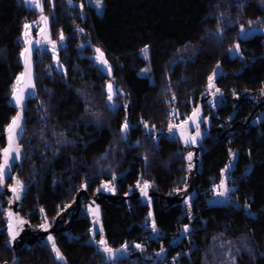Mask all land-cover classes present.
Returning <instances> with one entry per match:
<instances>
[{"label": "trees", "instance_id": "obj_1", "mask_svg": "<svg viewBox=\"0 0 264 264\" xmlns=\"http://www.w3.org/2000/svg\"><path fill=\"white\" fill-rule=\"evenodd\" d=\"M76 2L87 6L88 11L83 22L77 19L74 24L79 10L69 6ZM102 2L98 13L86 0H54L52 38H60L62 33L72 40L73 35L78 37L80 25L83 37L105 53L117 86L125 91L136 113L143 114L145 122L156 124L163 120L164 111L172 109L174 102L168 106L165 103L168 97L189 96V88L202 84L219 61L231 68L233 61L227 50L238 40L241 29L264 26V0ZM50 3L44 0L46 13ZM36 16L33 1L0 0V133L16 113L9 101L22 73L24 28ZM41 25L36 23L34 32ZM263 42L264 36L240 43L239 48L245 47L250 60L240 73L228 75L229 85L256 88L264 84ZM74 43L77 47L67 57L62 54L60 61L67 74L66 82V76L56 69L55 54L45 51L35 55L36 92L25 112L21 141L25 156L18 174L20 181H30L21 214H28L29 223L34 225L40 222L41 209L48 219L61 212L86 179L98 184L100 179L110 178L114 173L104 169L106 166L115 165L117 172L130 168L121 177L119 196L128 192L126 186L133 185L141 170L148 180L155 181L164 196H171L184 181V162L173 143L160 139L155 148L154 139L147 136L138 147L123 143L120 124L124 113L121 110L111 117L104 102L108 77L93 61L83 59L79 42ZM146 46L147 56H143L141 50ZM240 67L241 63L234 70ZM242 110L237 109L232 121L239 126L232 144L238 147L236 164L224 173L234 186V192L228 195L232 205L206 206L212 196L207 189L220 181L232 158L227 150L228 133L223 140L208 142L202 157L200 192L193 204L197 218L178 244L170 247L171 237L189 221L188 215L182 214L181 204L168 205L166 200L159 204L156 198L151 218L149 207L136 199L130 203L119 198L115 202L103 201V237L109 246H124L128 241L135 242L134 248L138 249L136 245L145 246L150 240L151 247L147 249L158 251L163 245L168 248L165 259L154 263L135 257L103 263L95 257L92 245L87 244V218L80 217L68 229L71 235L63 234L57 240L56 247L65 262L57 261L48 246L35 241L18 251V264H264V124L261 131L251 126L245 132L242 121L247 112ZM102 111L110 115L103 116ZM230 113L231 108L223 106L218 115L225 121ZM136 138L134 133L130 141ZM4 144L2 140L0 146ZM6 206L0 194V262L10 261L14 254L6 244ZM152 219L163 236L150 239L144 235L148 232H143V225ZM145 238L147 242L141 243Z\"/></svg>", "mask_w": 264, "mask_h": 264}, {"label": "flooded vegetation", "instance_id": "obj_2", "mask_svg": "<svg viewBox=\"0 0 264 264\" xmlns=\"http://www.w3.org/2000/svg\"><path fill=\"white\" fill-rule=\"evenodd\" d=\"M70 7L78 8V10H79V13L76 15V17L77 16L78 17L77 18L75 17V19L73 20V23L74 24L77 23V19H81V22H83L85 19L86 13L88 11L87 6L85 8L83 4L76 2V3L70 4L69 8ZM54 8H55V3H54ZM77 28L79 29V32H80L78 37H77V35H73L72 40H68L69 37L65 34L63 41L60 42V44H59V46L61 47L60 49L55 48V51H53L52 48L50 50H46L47 52H51V53L55 54L56 58L54 60L59 61L58 62L59 67H60V61L63 58L62 54L66 55V57H67V55L72 51V49L77 47L74 43L75 41L79 42V48L81 50V57L83 59L93 61V64H94V61L96 59V53L94 52V50L91 47L93 44L90 43L89 39L83 37V30L84 29L80 25H78ZM252 37H259V38L263 39V36L255 35V36H251V37L246 38V40H248ZM52 39L58 40L60 38H52ZM246 40H244V41H246ZM71 46H72V48H71ZM243 48H244V50L241 49L242 52L239 48V53L242 55L240 58H235L233 60L230 59L231 61H233L230 69H228V65L221 64V62H220V67L218 69L220 74L218 77L214 78V80H213L214 82H212L214 84L213 88L208 87L209 81L207 79L205 81L202 80L203 81L202 84H200L198 87L193 86L192 88H189L188 91L191 90L189 96H186L183 99L178 98L180 100V102L178 101V102H175L173 104V106H172L173 112H171V114H170L169 110L164 111L163 120L159 124H156V123L153 124L152 127H153L154 132L152 134L145 127L146 123L143 122V118L141 117L142 116L141 113H136V111L133 109V104H132L131 100L127 101V104H124L125 99H127L125 94L113 97V99L111 101V105H112L111 108H113L114 103L116 104V107L113 110H111L110 106H109L110 102L106 100L108 94L105 91L106 92L105 104L111 113V117L116 112H122L123 109H125L124 111H125V115H126L127 108L124 106L127 105V107L129 108V112H127V115L125 117L128 121L129 130L125 136V139L122 135V137L126 143H130V145H132L134 147H138L140 145L139 141L141 139H143V137L149 136V138H150V135H151V139H154L152 145L155 146V148H157L158 145L160 144L159 143L160 139H164V140L174 144L178 155H180L183 159L185 175L183 178L184 181H183L182 185L180 187H176L177 188L176 191H174L173 194L172 193L169 194L171 196L175 195L178 191L184 189L186 186L185 182H186V178L189 174V168L193 167V166H189V164H187V162L184 160L183 156L185 155V153L187 154L189 152H193L194 148H192L189 145L182 146V144L179 140H177L176 138H173L176 135L175 128L173 129L172 132H170L169 126L170 125H178L181 122H183L184 120H186L188 118L189 114L191 113V111L193 110V108H195L198 105V103H199L198 101L200 99H201L200 101H201V108H202L203 114H202V118L199 119L197 123L199 124V129L205 128L206 125L208 126L207 137L202 142H200L198 144V147H197V151H198L197 157L201 160V163H202L203 154L208 149V144H209L208 142L209 141L215 142L217 140H223L225 138V136L228 133H230L229 134V141H228L229 146L227 147V150H228V153L232 154V158H231V161L229 162V164L232 163V167L236 164V158L238 155V147H235L232 144H233V140L235 139V134L237 131L236 129L239 126L232 124V121L234 118H236L237 109H241V110L243 109L245 112H247L243 116L244 120L242 121V123L244 124V127H242V128L245 132L249 131L251 126H257L258 131H261V129H262V125L264 124V84L261 87L251 88L250 86H247L246 84H242V85L241 84L240 85L230 84L229 85V83H228L230 81V78L228 77V75L232 74V73H236V72L240 73L243 70V68L248 64V60H250L249 56H247L244 52L245 51L244 46H243ZM88 49L91 51L90 53L87 52ZM251 60H253V58ZM239 63H241L240 69L238 71L234 70V67ZM60 69H61V67H60ZM61 70H63V69H61ZM65 76H66V78H64V81L66 82V81H68L66 72H65ZM107 81H108V79L105 81V85H106ZM226 82L228 84H226ZM217 89H219V92L216 91ZM165 103L168 106L169 100H168V102H165ZM223 106L231 108V113L225 121H221V118L218 115L220 109ZM177 111H178V113H177ZM134 133H135V135H137V138L134 141L133 140L130 141L131 137H133ZM215 134L217 135V138L214 137ZM232 167H229V169ZM129 169L130 168H127L123 172H116L114 175H112L108 179H100V183H98V184H95V183L90 184V181L82 183V184L86 185L85 186V194L84 193L81 194V197H80L81 198V202H80L81 205L79 206L78 213H76V215L72 217V215H74V213L72 211H67L66 217H64L61 221H58L57 223H54V222L48 223L49 226H51L55 230V234H56L55 244L57 243V240L60 238L61 235H63V234L65 236L71 235V233L69 232L68 229L72 225L73 221L75 219L80 218V217L87 218V222H88L87 229H88L89 235H90V230L93 226L94 217H87L85 214L88 199H91L95 195L96 192H97V196L102 197L103 192H102V189H100V185L102 183H106V182H109V185L112 188V191H108L110 194L120 195L121 194L120 193L121 177L124 174H126V172ZM229 177H230V179H232V175H229ZM147 178H148V175L146 174V176H143L142 170H141L138 172L137 177H136L133 185L132 186L127 185L126 188H128L127 191H133L134 192L137 190H141L142 186L145 183L150 185V187L148 188V193L155 192L157 195L153 196L150 194L151 199H152L151 201L141 203L138 200V202H139V204L148 206L149 207V213L153 214L156 198L158 199L159 204H162V203L164 204L165 199H163L162 202H160V197L158 195L159 194L163 195V193L161 191H158L157 186L154 183L155 181H153V179L148 180ZM227 181H228V177H227ZM229 182H230V180L228 181L227 188L230 189L231 191L228 192V195H230L232 192H234V190H233L234 186ZM94 186H96V187H94ZM215 186H216V184L213 185L211 188L207 189V190L211 191L212 196H213V193L215 191ZM198 192H200L199 186H198ZM212 196H211V198H212ZM195 199L190 200L189 201L190 204L188 203L186 205H183L184 200H182L181 202H178V203L174 202L171 205L181 204L182 205L181 210L183 212L182 214L186 215L185 214L186 209H189V208L192 209L193 208V204H194ZM104 200H105V198H102L100 201V207H101V212H102L101 231L97 232L96 235L94 236V240H96L98 242L101 240V238L104 239V237H103L104 236L103 208H102V203ZM130 202H131V200L127 203H130ZM187 212H188V210H187ZM40 216H41L40 222L35 224L36 226L32 227L29 224L30 230L33 233H36L37 230L41 229L42 221L45 219V216L41 215V214H40ZM149 216H151V218H153L152 215H149ZM41 218H43V220ZM188 220H189V217H188ZM153 224L155 225V229H156L155 231H157V232H154V235H152V234L149 235L153 231ZM143 226H144L143 232L144 233L148 232V234L147 233L144 234L145 236H147V238L149 237L150 239H154L158 235L160 237L164 235V233L160 232L159 228H157L156 223L153 221V219L149 223L146 221ZM21 227H23V225H21ZM30 236L31 235H28L27 237H30ZM174 236L175 235H173L171 237V240ZM36 242L43 243L41 241L40 237H38V240ZM143 242L144 243L147 242L146 238L143 239V241L141 243H143ZM134 244H135V242L132 243V242L127 241V244H124V245H127L126 249L123 248L122 246H119V247L113 246V247L125 249L128 253H138L139 252L140 256H142L144 259H148V260H152V258L155 257V254L153 251L155 249H147V247L148 248L151 247L150 246V244H151L150 240L147 242V245H145V246L139 244L140 247L138 249L134 248L135 247ZM46 246H48L51 249V252L53 253L51 244L50 245L47 244ZM92 247L94 249V253H95L94 255H96L95 257L97 259L101 258V260H102V254L100 252H96L94 246H92ZM164 248H166V254L164 257V259H165L166 255H167L168 248L163 245V247L161 249H164ZM143 252L145 253L144 256L141 255V253H143ZM170 260H172V258H170ZM63 262H65V259L63 260Z\"/></svg>", "mask_w": 264, "mask_h": 264}, {"label": "water", "instance_id": "obj_3", "mask_svg": "<svg viewBox=\"0 0 264 264\" xmlns=\"http://www.w3.org/2000/svg\"><path fill=\"white\" fill-rule=\"evenodd\" d=\"M35 2V0H26L27 3H31V2ZM40 2V7H36V3H35V7H36V13L37 16L35 19H33L32 21H30L27 25H30V35L28 36V39L33 41V44L31 45L32 48V52H31V60H32V81L31 83L33 84V87L28 89L27 92L30 94H26L25 100L23 102V107H18L15 103V100L13 99V95L11 94L10 97V101L9 104L16 109V113L13 115V117L11 118L10 122L7 124V126L5 127L4 131L2 133H0V143L2 140L5 141L4 146H0V153L3 152V149L8 147V139H7V128L9 126V124L11 123V121L13 120V118H15L17 116L18 113L21 114L22 120H21V131L19 132L17 139H16V144L15 147L19 148L20 151V158L19 159H15L13 158L10 163L9 166L6 170V178L4 180V183L2 185H0V194L4 195L5 198L9 199V203H8V209L6 211V217H7V223L5 225L6 227V233H7V241L6 244L7 246L12 249L14 251L13 257L11 258L10 261H4L1 262L0 264H18L19 261V256H18V251L23 247L24 244L26 245H32L35 241L38 240V237H40L41 241L43 243H45L46 245H50L51 243L48 242V237L52 236L53 241L55 242L56 240V234H55V230L54 228H52L51 226H49L48 221L45 219L42 223L45 224L47 223L48 227L47 230H44L43 228L37 230L36 233H33L30 230V225L27 222L26 218L24 216L21 215V209L23 207V200H24V192H25V188L24 186L20 183L21 185V190L19 191V199L16 198L17 194L14 193L12 191V188L15 187L16 185V181L19 180L18 174L22 168V161L24 160V156H25V150L21 145V141L24 138L25 135V112L27 110V105L28 102L30 101V99L35 95L36 92V78H37V73L35 70V63H36V59H35V55L36 52H39V54H42L44 51L46 50H50L52 48V44L49 42H44L41 44H36L35 42L37 40H42L43 36L41 34V29L44 28V24L42 23V18L47 17L48 18V24H47V32L44 34L47 36L48 41H52L55 42L56 44V48H61L59 46L60 42H62L60 39L58 40H53L52 39V34H51V14L54 11V0H51L50 3V9L49 11L46 13L45 12V8H44V0H39ZM36 23H42L40 29H38L37 31L34 32L33 27L35 26ZM25 31L26 29L24 28V40H25ZM245 34L248 35H242V33L239 34L238 36V40L231 46L228 48L227 50V56L229 59L233 60L235 58H240L242 55L238 52L233 53V49L234 46L239 45L240 43L244 40H246V38L251 37V36H255V35H260V36H264V30L257 28V27H250L249 29H246L245 31H243ZM264 44V42H263ZM92 49L94 50V52L96 53V49H100L97 46L92 45L91 46ZM26 48V44L24 42V47H23V51ZM22 51V52H23ZM101 52H103L100 49ZM104 54V52H103ZM97 55V53H96ZM104 58L107 61V67H105L104 65L99 64L96 59L94 61V65L105 75L108 77V81L106 82V85L104 87L105 91L108 94V90H107V86L108 84H112L115 94L113 95V97H116L120 94H123V91L121 90L120 86L116 85V79L113 77V68L111 66H109V61L106 59L105 54H104ZM59 61L55 60L56 63V69L57 71H59L60 73L65 75V72L63 70L60 69L59 67ZM21 64H22V73H24L25 71V65H24V59L23 57L21 58ZM220 67V61L215 65L214 69L211 71V73L208 75L209 76H213L214 75V71L217 72V74L215 75V78L219 76V69ZM109 69H111V71L109 72ZM21 73V74H22ZM225 74V73H224ZM207 78V80H208ZM209 81V80H208ZM16 83H17V79H16ZM106 100L108 101V96L106 98ZM116 107V104L114 103L113 108L110 107L111 110H113ZM199 108V117L197 119V122L199 119L202 118V108H201V101L198 103V105L193 108V110L191 111V113L189 114L188 118L186 120H184L183 122H181L180 124L176 125L177 127H175V132L176 135L173 138H176L177 140H179L182 144V146H186L189 145L192 148H194L193 152H189L187 154H185L183 156L184 160L187 162V164H189V166H193L189 168V174L186 178V182H185V188L178 191L174 196H164L162 194H159L158 196L160 197V202H162L163 199L166 200V203L168 205H171L174 202H181L182 200H184L183 205H186L189 203L190 200H194L196 198V195L198 193V186H199V182H200V175L202 172V163L201 160L197 157L198 155V151H197V147L198 144L200 142H202L208 135V126L206 125L205 128H201V129H196L197 128V123H192L189 118L192 116L193 112L195 109ZM127 112H129V108L127 107ZM185 121H189L186 127H181L184 125ZM125 122L128 123V121L126 120ZM125 122L123 123V125L125 124ZM122 125V126H123ZM121 126V128H122ZM129 130V127L127 129L126 132H123V137L125 139V136L127 134ZM197 130H199L200 135L196 136ZM193 131V132H192ZM183 133V135H182ZM190 136V137H195L196 142L195 143H186L183 136ZM189 154H191L192 159L189 160L188 156ZM15 154H13L14 156ZM0 164H3V158L2 155H0ZM232 167V163L228 164L225 167V170L221 173V178L220 181L216 184L215 186V191L213 193L212 198L208 201V203L206 204V206L208 207H226V206H230L232 205V203L228 200V193L226 194L225 197H220L216 194V190L218 185H220L221 180H224L226 187L228 186V181H227V177L224 174L227 170V168ZM11 180L12 181V186L8 185V181ZM104 184H109V182L106 183H102L100 185V189H102L103 195L102 197L97 196V192L95 193V195L91 198L88 199L87 201V208L85 210V214L87 217H93V215L90 212V209H99V222H96L95 218L93 219V226L90 230V236L88 238L87 244L92 245L95 247V251L96 252H100L103 256L102 262L103 263H110L112 261H119V260H130L135 258L137 255H139V253H128L126 250L124 249H120V248H114L111 246H108L109 248L112 249L113 251V256L111 259L107 258V255L105 253H103L102 251V246L99 244L98 241L94 240V236L96 235L97 232L101 231V217H102V212H101V207H100V201L102 198H105L107 200H111L113 202H115L116 200H123L125 202H129L131 199H136L139 200L141 203H145L147 201H151V195L155 196L157 195L155 192L153 193H148V189H147V195L142 194L141 190H137V191H128L126 194L119 196V195H112L110 194L108 191L104 190L102 185ZM85 184H82V187L80 188V190L76 193L75 195V199L77 202L79 201V197L81 194H85ZM151 194V195H150ZM72 206V205H71ZM71 206H65L64 209L60 212V214H58L57 216H65L66 212L71 208ZM40 214L43 215L44 214V210L41 209L39 210ZM11 213V216L9 215ZM76 214L72 215L75 216ZM152 215V214H151ZM153 217V215H152ZM23 221V223H16V221ZM13 223L15 224V230L18 232V235L16 236L15 240H12L11 243H9L10 237H9V224ZM21 225H23V227H21ZM188 229L190 228L189 226H187ZM185 228V227H184ZM184 228L176 233V239L172 240V242L170 243V247H173L175 244H177L181 238L186 234L184 232ZM33 233V234H32ZM28 235H31L30 237H27ZM105 240V239H104ZM166 254V249L163 250V252L160 250L156 253V258L155 260H153L154 263H156V261L160 258H164Z\"/></svg>", "mask_w": 264, "mask_h": 264}, {"label": "snow or ice", "instance_id": "obj_4", "mask_svg": "<svg viewBox=\"0 0 264 264\" xmlns=\"http://www.w3.org/2000/svg\"><path fill=\"white\" fill-rule=\"evenodd\" d=\"M36 3V7H40V2L39 0H35ZM96 6L97 8H99L101 6V0H96ZM42 23L44 24V28L41 29V34L43 36L42 40H37L35 43L36 44H41L44 42H49L52 44V49L53 51H55L56 48V44L55 42L52 41H48V38L46 35H44L47 32V24H48V18L44 17L42 18ZM30 25H25V44H26V48L25 50L21 53V56L24 59V65H25V71L24 73H22L20 76L17 77V83L16 85H14L13 89H12V95H13V99L15 100V103L18 107H23V102L25 100L26 94H30L27 92L28 89L33 87V84L31 83L32 81V60H31V52H32V48L31 45L33 44V41L28 39V36L30 35ZM242 35H248L245 34L243 32V29L241 30ZM64 39L63 34L61 33L60 35V40L62 41ZM145 56H147V46L141 50ZM233 53L238 52L239 51V45L234 46V49L232 50ZM96 61L101 64L104 65L105 67H107V61L104 58V54L103 52L100 51V49H96ZM53 59H55V56L53 57ZM111 71V69H109V72ZM217 74V72L214 71V75L213 76H209L208 80H209V84L208 87L209 88H213L214 84L212 83L215 75ZM107 90H108V101L110 102V107H112L111 105V101L113 99V95L115 94V91L112 84H108L107 86ZM217 92H219V89L216 90ZM200 113H199V108L195 109L192 116L189 118V120L192 123H197V119L199 117ZM21 114L18 113L17 116L15 118H13V120L11 121V123L9 124L8 128H7V139H8V147L3 149V152L0 153V155H2L3 158V164H0V185H2L4 183V180L6 178V170L9 166L10 161L15 158V159H19L20 158V151L18 147H15L16 144V139L17 136L19 134V132L22 130L21 129ZM189 121H185L184 125L181 127H186ZM129 125L127 122H125V124L122 126L121 128V132H126L128 129ZM145 127L147 128L148 125L145 124ZM177 127L176 125H170L169 126V131L172 132L173 129ZM197 129H199V124L197 123ZM183 135V133H182ZM200 132L199 130H197L196 136H199ZM184 140L186 143H195L196 139L195 137H190V136H183ZM13 154H15L13 156ZM188 159L191 160L192 156L191 154H189ZM102 187L104 188V190L106 191H112V188L109 184H105L102 185ZM150 187V185H148L147 183H145L142 188V194L147 195V189ZM21 190V185L20 182L17 180L16 181V185L15 187L12 188V191L14 193L17 194L16 198L19 199V191ZM231 191L230 189H228L226 187V184L224 182V180H221L220 185H218L217 190H216V194L220 197H225L226 194ZM91 214L93 215V217L95 218L96 222H99V209H90ZM11 216V213L9 214ZM149 215H151V213H149ZM16 223H23V221H19L17 220ZM47 223L41 225V228H43L44 230H47ZM155 225L153 224V231L155 232ZM189 231L188 227L185 226L184 228V232L187 233ZM18 235V232L15 230V224L10 223L9 224V243H11L12 240L16 239V236ZM48 242L51 243L52 246V251L55 253V259L57 261H63L64 257L62 255V253L60 252V250L56 247L55 242L53 241L52 236L48 237ZM99 244L102 246V251L103 253H105L107 255L108 259H111L113 256V251L111 248H109L107 246L106 241L101 238V240L99 241ZM123 248H127V245L122 246ZM137 248L140 247V245H136ZM161 251L163 252V249H161Z\"/></svg>", "mask_w": 264, "mask_h": 264}, {"label": "rangeland", "instance_id": "obj_5", "mask_svg": "<svg viewBox=\"0 0 264 264\" xmlns=\"http://www.w3.org/2000/svg\"><path fill=\"white\" fill-rule=\"evenodd\" d=\"M103 0H101V6L99 7V8H97V6H96V0H86V2H88V3H90L91 5H93V7H94V9L99 13V12H101L102 11V8H103V2H102ZM257 27H260V29H263L264 30V26H257ZM250 27H248V28H243V31H245L246 29H249ZM242 30V29H241ZM240 30V31H241ZM241 50V49H240ZM241 52H242V50H241ZM142 55L143 56H145L144 55V53L142 52ZM145 71H146V69L145 70H143L142 72H144L145 73ZM214 82V81H213ZM104 87H105V85H104ZM121 90L123 91V94H120V95H126V98L127 99H125V101H124V104H127V101H129L130 99H129V97L127 96V94L125 93V91L121 88ZM116 93H117V91H116ZM174 93V92H173ZM106 95V94H105ZM168 99H169V105H170V102H180V100L177 98H174V97H168ZM201 100V99H200ZM200 100L198 101V102H200ZM104 102H105V97H104ZM106 105V104H105ZM173 106V105H172ZM124 107H126L127 108V105L126 106H124ZM125 109H123V113H124V116H123V121H121V124H120V130H121V126L123 125V123H124V121L125 120H127L125 117H126V115H127V111H126V115H125V111H124ZM180 111V110H179ZM103 112V111H102ZM169 112H170V114H171V112H173V110L170 108L169 109ZM177 113H178V111H177ZM180 113V112H179ZM108 116V115H110V114H108V113H106V112H103V116ZM142 116V118L144 119V116H143V114H141ZM143 122L144 123H146L147 125H148V127H147V129L149 130V132H151V134L154 132L153 131V122H149V121H144L143 120ZM123 135V134H122ZM122 135H121V137H122ZM119 137H120V135H118ZM120 137V138H121ZM147 137H149V136H147ZM123 138V137H122ZM150 140H151V135H150ZM123 143H126L125 142V140L123 139ZM186 154V153H185ZM104 169H110V173H116L117 172V170H115L116 169V167H115V165H112L111 167H107L106 166V168H104ZM113 174V175H114ZM23 178V177H22ZM90 179V178H89ZM20 180V179H19ZM23 180V179H22ZM24 180H26V178L24 179ZM20 181V183L24 186V188H25V192H24V198H25V194H26V188H27V183H29L30 181L28 180V181ZM90 180H88V179H86V181L85 182H89ZM9 186H12V182L10 183V185ZM96 187V186H95ZM80 197H81V195H80ZM79 197V201L81 202V198ZM211 199V198H210ZM5 200L7 201V205H8V203H9V199H7V198H5ZM80 202H77L76 201V199L74 198L73 199V201H71V202H69L68 203V206H71V208L68 210V211H72L74 214H76V213H78V210H79V206L81 205V203ZM189 204H190V202H189ZM67 206V205H66ZM7 209H8V206H6V211H7ZM187 210H188V212H187ZM193 210V208L191 209V208H189V209H186V211H185V214H187L188 215V217H189V221L186 223V225L185 226H189L190 228H189V230H191V228L194 226V224H195V221H196V218H197V216L195 215V214H193L194 213V211H192ZM21 212H22V209H21ZM20 212V213H21ZM58 214H60V212L58 213ZM57 214V215H58ZM22 216H24L25 218H26V220H28L27 222L29 223V216H28V214H21ZM55 216V217H53V218H47V217H45V219L48 221V223H51V222H54V223H57L58 221H61L64 217H66V215L65 216ZM43 217V216H42ZM42 220H43V218H41ZM44 219V220H45ZM42 221V223L43 222H45V221ZM30 224V223H29ZM32 227H34V226H36V225H34V224H30ZM184 226V227H185ZM183 227V228H184ZM182 228V229H183ZM181 229V230H182ZM181 230H179V231H181ZM155 232H157V231H155ZM189 232V231H188ZM187 232V233H188ZM154 235V231H152V233H150L149 235ZM184 236H186V234L184 235ZM184 236L181 238V240L184 238ZM176 235L172 238L173 240L174 239H176ZM166 248H164L163 250H165ZM125 250V249H124ZM161 249H159L158 251H160ZM158 251H154V254H155V257L154 258H152V261L153 260H155V258H156V253L158 252ZM12 253V252H11ZM13 253H14V251H13ZM12 253V254H13ZM139 253V252H138ZM136 257H140V258H143L142 256H140V254L139 255H137ZM160 258V257H159ZM158 261V260H157ZM156 261V262H157ZM1 263V262H0Z\"/></svg>", "mask_w": 264, "mask_h": 264}]
</instances>
